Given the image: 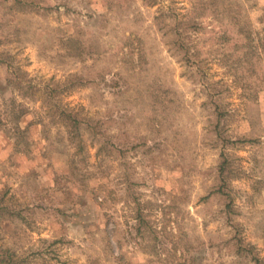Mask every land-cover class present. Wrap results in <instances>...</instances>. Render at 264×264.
Wrapping results in <instances>:
<instances>
[{"label":"rangeland","instance_id":"rangeland-1","mask_svg":"<svg viewBox=\"0 0 264 264\" xmlns=\"http://www.w3.org/2000/svg\"><path fill=\"white\" fill-rule=\"evenodd\" d=\"M257 261L264 0H0V264Z\"/></svg>","mask_w":264,"mask_h":264},{"label":"trees","instance_id":"trees-1","mask_svg":"<svg viewBox=\"0 0 264 264\" xmlns=\"http://www.w3.org/2000/svg\"><path fill=\"white\" fill-rule=\"evenodd\" d=\"M81 121L82 120H79V118H78V125H76L77 120H74V123H73L74 129H78V140L80 142L83 141V138L81 136V129H82L81 126H80L81 123H82ZM222 169H224V167H222ZM103 200L104 199L101 198V200H99V201H101V203H103L104 202ZM106 201H107V198H106L105 202ZM137 204H138L137 207L134 206L132 208V210L135 211V213L132 216V218L137 220V231L139 233H143L142 232L143 229H147V227H150V229H153V227L150 226V224H149V222H150V220H149V212H147V210H146V206H149L150 202L148 201L146 203V205H145V204H143L141 202V200H139V202ZM171 234H172L174 239L179 237V234H176L175 232H171ZM163 246H165V242H163L161 245H159V249L162 248ZM256 264H261V262L257 261Z\"/></svg>","mask_w":264,"mask_h":264}]
</instances>
